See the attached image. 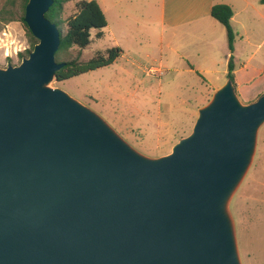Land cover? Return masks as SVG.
<instances>
[{
  "label": "water",
  "instance_id": "1",
  "mask_svg": "<svg viewBox=\"0 0 264 264\" xmlns=\"http://www.w3.org/2000/svg\"><path fill=\"white\" fill-rule=\"evenodd\" d=\"M51 2L26 0L35 42L0 67V264H240L228 202L264 93L243 103L226 78L169 152L143 155L49 86L63 65Z\"/></svg>",
  "mask_w": 264,
  "mask_h": 264
},
{
  "label": "rangeland",
  "instance_id": "2",
  "mask_svg": "<svg viewBox=\"0 0 264 264\" xmlns=\"http://www.w3.org/2000/svg\"><path fill=\"white\" fill-rule=\"evenodd\" d=\"M97 1L109 25L117 19L120 9L139 12L143 5L148 13L156 3ZM225 1L233 9L243 4V0ZM72 11L73 0H65L60 18L65 20ZM22 14L21 0H0V67L17 64L21 56H26L25 50L31 48L26 27L19 19ZM251 18L250 27L236 30L239 37L235 38L232 53L236 55L232 83L238 82L237 95L242 102L264 93V20L259 16ZM101 31L96 38L97 29H90L86 46H71L59 58L68 60L79 53L77 59L85 61L96 52L117 46L120 53L113 62L60 81L53 79L49 86L62 89L96 112L141 154L155 157L169 152L172 144L190 131L197 108L210 98V85L194 74L184 75L177 64L165 61V48L159 45L158 32L151 23L130 29L124 37L116 36V42L107 28ZM228 212L240 264H264V122L257 128L251 162L229 199Z\"/></svg>",
  "mask_w": 264,
  "mask_h": 264
},
{
  "label": "crops",
  "instance_id": "3",
  "mask_svg": "<svg viewBox=\"0 0 264 264\" xmlns=\"http://www.w3.org/2000/svg\"><path fill=\"white\" fill-rule=\"evenodd\" d=\"M95 1L100 7L98 1ZM166 1L156 0L154 10L148 13H145L143 5L139 12L126 13L120 9L117 19L111 25L104 16L106 24L103 28H107V32L116 42V36L124 37L130 29H139L145 22L151 23L158 32L159 45L163 44L165 48V61L177 64L184 75L194 74L204 83H208L209 94L226 79L228 58L224 27L209 15L210 7L219 3H227L230 7L229 24L235 33L232 53H235V38L239 37L236 30L250 27L251 17L259 16L264 20V3L259 0H243L242 5L233 9L225 0ZM237 1L239 0L234 2ZM237 15L238 18H234ZM235 57L236 55L232 56V62ZM237 83L233 81L232 84L236 95H239ZM259 95L248 97L243 103L251 102Z\"/></svg>",
  "mask_w": 264,
  "mask_h": 264
},
{
  "label": "trees",
  "instance_id": "4",
  "mask_svg": "<svg viewBox=\"0 0 264 264\" xmlns=\"http://www.w3.org/2000/svg\"><path fill=\"white\" fill-rule=\"evenodd\" d=\"M64 1L65 0H52L50 6L44 14L49 21L56 25L58 30L59 43L57 50L55 51V61L62 62L63 65L54 73V80L56 81L69 78L90 69L108 65L113 62V60L120 53L119 47L112 46L106 48L103 53L96 52L92 57L85 61H80L77 59V55L79 53L76 54V57L68 60L60 59V54L67 51L71 46H76L78 48H83L86 46L90 41V29H97L95 37L99 38L102 34L101 29L106 24L104 15L95 0H74V12L68 15L65 20H62L60 18V12ZM25 2L26 0H21L22 9ZM259 2L264 3V0H259ZM209 15L224 27L226 46L228 50L226 78H229L232 82V49L235 33L229 24L231 9L228 5L223 3L214 4L209 9ZM19 19L24 24L22 16H20ZM24 26L26 27L25 24ZM25 31L31 41V47L35 42V38L29 33L27 27L25 28ZM28 51L29 49L25 50L26 53ZM18 54L21 55V53Z\"/></svg>",
  "mask_w": 264,
  "mask_h": 264
},
{
  "label": "built area",
  "instance_id": "5",
  "mask_svg": "<svg viewBox=\"0 0 264 264\" xmlns=\"http://www.w3.org/2000/svg\"><path fill=\"white\" fill-rule=\"evenodd\" d=\"M7 53L4 52V55H6Z\"/></svg>",
  "mask_w": 264,
  "mask_h": 264
}]
</instances>
